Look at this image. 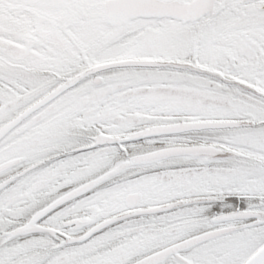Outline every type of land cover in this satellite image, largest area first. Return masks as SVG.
I'll return each instance as SVG.
<instances>
[{"label": "snow or ice", "instance_id": "snow-or-ice-1", "mask_svg": "<svg viewBox=\"0 0 264 264\" xmlns=\"http://www.w3.org/2000/svg\"><path fill=\"white\" fill-rule=\"evenodd\" d=\"M0 264H264V0H0Z\"/></svg>", "mask_w": 264, "mask_h": 264}]
</instances>
